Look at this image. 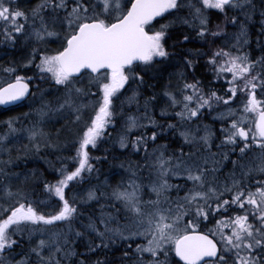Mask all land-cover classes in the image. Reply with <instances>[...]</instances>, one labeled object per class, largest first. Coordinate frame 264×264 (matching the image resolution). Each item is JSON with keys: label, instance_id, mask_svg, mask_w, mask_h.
I'll return each instance as SVG.
<instances>
[{"label": "snow or ice", "instance_id": "1", "mask_svg": "<svg viewBox=\"0 0 264 264\" xmlns=\"http://www.w3.org/2000/svg\"><path fill=\"white\" fill-rule=\"evenodd\" d=\"M0 73V264H264V0H0Z\"/></svg>", "mask_w": 264, "mask_h": 264}, {"label": "trees", "instance_id": "2", "mask_svg": "<svg viewBox=\"0 0 264 264\" xmlns=\"http://www.w3.org/2000/svg\"><path fill=\"white\" fill-rule=\"evenodd\" d=\"M2 75H3V73L0 75V80H2L4 78V76H2ZM220 86L221 85L217 84V87H220ZM27 108H28V101H26V103H24L23 105H19V106L13 107V108H8V109H1L0 108V120H4L8 116L16 115L20 112L27 111ZM209 122H211L210 118H209ZM29 166L31 167V165H29ZM41 167L43 168L44 165L41 164ZM105 170L107 173V172L113 171L114 169H112L108 164H105Z\"/></svg>", "mask_w": 264, "mask_h": 264}, {"label": "water", "instance_id": "3", "mask_svg": "<svg viewBox=\"0 0 264 264\" xmlns=\"http://www.w3.org/2000/svg\"><path fill=\"white\" fill-rule=\"evenodd\" d=\"M24 101H26V100H24ZM24 101L13 102V103H10L7 105H0V107H2V108L14 107V106L22 104Z\"/></svg>", "mask_w": 264, "mask_h": 264}, {"label": "rangeland", "instance_id": "4", "mask_svg": "<svg viewBox=\"0 0 264 264\" xmlns=\"http://www.w3.org/2000/svg\"><path fill=\"white\" fill-rule=\"evenodd\" d=\"M2 73H0V75H1ZM4 77H6L5 75H4Z\"/></svg>", "mask_w": 264, "mask_h": 264}]
</instances>
